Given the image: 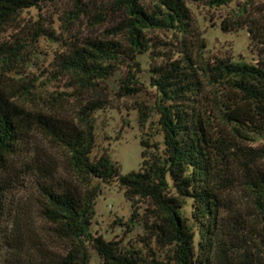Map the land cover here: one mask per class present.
<instances>
[{"label":"trees","instance_id":"trees-1","mask_svg":"<svg viewBox=\"0 0 264 264\" xmlns=\"http://www.w3.org/2000/svg\"><path fill=\"white\" fill-rule=\"evenodd\" d=\"M38 2L0 0V33ZM75 2L82 4V0ZM109 4L112 13L121 15L117 25L106 30L102 39L61 40L65 47L54 52L53 62L81 93L102 91L101 83L120 64H127L130 70L120 81L118 97H134L144 85L137 77L138 57L152 55L160 45L154 32L172 34L176 43L165 42L169 54L148 70L154 105L136 104L141 128L158 115L163 140L151 144L143 139L139 170L123 174L110 154L94 156V114L106 108L108 100L88 102L75 123L59 125L0 91V237L5 217L3 175L28 133L42 124L68 152L72 169L87 185L93 180L118 185L132 204L130 222L134 226L141 222L155 243L143 250L93 234L99 184L85 199L74 190L50 188L43 214L73 242L68 254L52 264H90V249L102 264H264V145L242 144L264 139V63L207 56L204 43L194 53L189 40L194 18L186 0H109ZM257 31L258 27L249 26L252 41L258 39ZM45 35L60 41L53 30ZM111 36H122L128 45ZM26 46L19 40L0 45V75L18 74L17 61L32 64L24 55ZM27 93L32 94L30 89ZM241 182L249 191L258 223L245 221L230 205L229 192ZM138 203L147 205L143 212Z\"/></svg>","mask_w":264,"mask_h":264},{"label":"rangeland","instance_id":"rangeland-1","mask_svg":"<svg viewBox=\"0 0 264 264\" xmlns=\"http://www.w3.org/2000/svg\"><path fill=\"white\" fill-rule=\"evenodd\" d=\"M214 1L186 0L194 18L189 36L193 52H199L204 43L207 56H232L235 61L264 63V44L261 43L264 41V0H223L225 4ZM109 5V0H82L81 5L75 0H39L38 5L26 9L17 22L0 33V45L24 42L27 45L24 55L32 64L17 61L18 74L11 78L0 75V91L15 96L28 110L42 113L59 125L75 123L81 108L88 102L108 100L107 107L94 114L97 126L94 156L110 154L120 164L122 173L127 174L139 170L143 139H149L151 144L163 140L158 115H153L146 127L141 128L136 104L154 105L156 95L149 84L148 70L161 62L164 54H169L165 42L176 43V38L169 33H153L160 45L152 55L138 57L141 71L137 72V77L144 85L136 96L118 97L120 81L130 70L124 63L110 79L101 83L102 91L81 93L74 89L67 76L57 71L54 52L65 47L61 40L79 43L89 38H104L105 31L115 27L121 19V15L111 12ZM248 24L258 27V39L251 40ZM52 30L60 41L55 42L45 35ZM111 37L128 45L122 36ZM28 134L21 151L10 160L3 175L6 192L0 237L1 264H52L68 254L73 242L61 236L57 226L43 214L45 193L50 188L74 190L85 199L99 184L93 234L123 247L143 250L155 247L141 222L136 226L130 222L132 204L116 183L93 180L87 185L72 169L68 152L43 130L42 124ZM242 144L256 148L264 145V139ZM229 193L233 211L249 223H258L251 196L243 183L236 184ZM136 206L143 212L147 205L138 203ZM90 252V264H102L95 250L90 249Z\"/></svg>","mask_w":264,"mask_h":264}]
</instances>
